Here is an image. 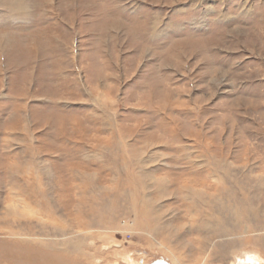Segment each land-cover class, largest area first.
I'll use <instances>...</instances> for the list:
<instances>
[{"label": "rangeland", "instance_id": "1", "mask_svg": "<svg viewBox=\"0 0 264 264\" xmlns=\"http://www.w3.org/2000/svg\"><path fill=\"white\" fill-rule=\"evenodd\" d=\"M141 260L264 264V0H0V264Z\"/></svg>", "mask_w": 264, "mask_h": 264}, {"label": "bare ground", "instance_id": "2", "mask_svg": "<svg viewBox=\"0 0 264 264\" xmlns=\"http://www.w3.org/2000/svg\"><path fill=\"white\" fill-rule=\"evenodd\" d=\"M197 198V197H196ZM211 198V197H210ZM216 198V197H215ZM16 203V202H15ZM14 203V205L12 206V205H9V206H7V210H6V213H5V216H7V218H12V220L11 221H7V224L9 225V227H11L12 225H14V224H16L17 222H18V211H17V205ZM217 207V206H216ZM221 207L224 209V208H226V212H228V213H230L229 212V210H230V205H226L225 207H223V206H220V209H221ZM232 208V207H231ZM219 209V210H220ZM234 210H236L235 208L232 210L233 212H231V215L233 216V217H236L237 219H241V217H240V214L238 215V213L237 212H235ZM241 210V209H240ZM200 212V211H199ZM223 212V211H222ZM252 213V212H251ZM49 216V215H48ZM230 216V215H229ZM243 217V216H242ZM227 219H229V218H227ZM7 220H9V219H7ZM230 220V219H229ZM6 221V220H5ZM222 221V220H221ZM219 223V222H218ZM242 223V222H241ZM52 224V223H51ZM239 224V223H238ZM57 225V224H56ZM196 225V224H195ZM198 225H200V224H198ZM239 227V226H238ZM62 228V227H61ZM65 228V227H64ZM220 228V227H219ZM212 229V228H211ZM62 229H60V231H61ZM238 229H237V227L236 228H233V229H231L229 226H227V225H225L224 224V226H222L221 228H220V231L219 232H221V234L223 235V236H228V235H232L235 231H237ZM6 233H8L10 236H11V238H18V239H20V236H26V235H19L16 231H13L11 228H9L8 230H6L5 231ZM62 233L63 234H65V229H63L62 230ZM234 235V234H233ZM66 236V235H65ZM57 237V236H56ZM54 238H55V236H54ZM56 239V238H55ZM62 240H63V238H62ZM195 240V239H194ZM36 241V240H35ZM35 241H33V242H27V241H22V240H20V241H14L13 243H16V244H21V245H23V246H36V243H34ZM53 242V241H52ZM203 242H205V241H203ZM54 243V242H53ZM64 243V242H63ZM38 245V244H37ZM43 245H45V244H43ZM42 245V246H43ZM50 245V244H49ZM64 246L66 245V244H63ZM202 245V244H201ZM201 245H199V246H201ZM205 245V244H204ZM204 245H202V249L204 248L203 246ZM39 246H41V244L39 245ZM38 246V247H39ZM42 246H41V248H42ZM56 246H58V244L57 243H54L53 244V246L52 247H56ZM44 247V246H43ZM46 247V246H45ZM66 247V246H65ZM19 248V247H18ZM25 248V247H24ZM49 248V247H48ZM58 248V247H57ZM43 249V248H42ZM67 249V248H66ZM66 249H63V251L65 252L66 251ZM205 249V248H204ZM204 249H203V251H204ZM50 250V249H49ZM52 250V249H51ZM50 250V251H51ZM73 250V249H72ZM199 250H200V247H199ZM202 251V250H201ZM41 252H43V251H41V250H39L38 251V257H39V255L41 254ZM52 252V251H51ZM54 252H57V251H54ZM64 252L63 253H61V254H59L61 257H63V258H65L67 255L65 254L64 255ZM34 254V253H33ZM202 254V253H201ZM12 255H14V254H12ZM58 255V256H59ZM70 255V254H69ZM21 256H22V258L23 259H25L26 258V255L24 254V253H21ZM21 256L20 255H17L16 257H18V258H20V259H22L21 258ZM33 256V255H32ZM36 257V256H35ZM78 257V256H77ZM32 258H34V256L32 257ZM32 258H31V260H32ZM71 258V257H70ZM73 258V257H72ZM35 260H36V258H35ZM38 260H39V258H38ZM215 260V259H214ZM211 262H213V261H211ZM239 264H250V263H248V262H246V261H242V262H240Z\"/></svg>", "mask_w": 264, "mask_h": 264}, {"label": "water", "instance_id": "3", "mask_svg": "<svg viewBox=\"0 0 264 264\" xmlns=\"http://www.w3.org/2000/svg\"><path fill=\"white\" fill-rule=\"evenodd\" d=\"M153 264H169L168 262L164 261V260H159V261H156L155 263Z\"/></svg>", "mask_w": 264, "mask_h": 264}, {"label": "flooded vegetation", "instance_id": "4", "mask_svg": "<svg viewBox=\"0 0 264 264\" xmlns=\"http://www.w3.org/2000/svg\"><path fill=\"white\" fill-rule=\"evenodd\" d=\"M140 264H143V260L140 261Z\"/></svg>", "mask_w": 264, "mask_h": 264}]
</instances>
